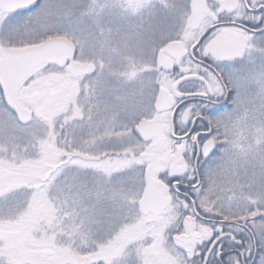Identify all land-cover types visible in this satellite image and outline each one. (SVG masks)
I'll list each match as a JSON object with an SVG mask.
<instances>
[{"label":"snow or ice","instance_id":"obj_1","mask_svg":"<svg viewBox=\"0 0 264 264\" xmlns=\"http://www.w3.org/2000/svg\"><path fill=\"white\" fill-rule=\"evenodd\" d=\"M0 264H264V0H0Z\"/></svg>","mask_w":264,"mask_h":264}]
</instances>
